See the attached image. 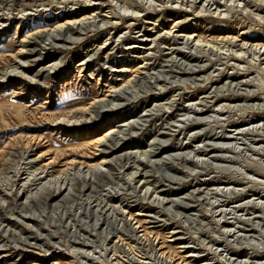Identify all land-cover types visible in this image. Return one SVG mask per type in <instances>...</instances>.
<instances>
[{"label":"rangeland","instance_id":"rangeland-1","mask_svg":"<svg viewBox=\"0 0 264 264\" xmlns=\"http://www.w3.org/2000/svg\"><path fill=\"white\" fill-rule=\"evenodd\" d=\"M74 2L0 1V264H264V0Z\"/></svg>","mask_w":264,"mask_h":264},{"label":"bare ground","instance_id":"bare-ground-1","mask_svg":"<svg viewBox=\"0 0 264 264\" xmlns=\"http://www.w3.org/2000/svg\"><path fill=\"white\" fill-rule=\"evenodd\" d=\"M2 3L5 1V0H0ZM73 2V1H75L74 3H79L81 0H70V2ZM12 5V4H11ZM66 6H67V4H66ZM12 7V6H11ZM11 7H10V9H11ZM69 7V6H68ZM4 13V12H3ZM2 14V13H1ZM96 13L95 12H93L92 13V15H95ZM84 17V16H83ZM82 17V18H83ZM84 18H86V17H84ZM81 19V18H80ZM76 23V22H80V21H77V20H75V21H70V20H67V21H65L64 23H59V24H57V26H55V29H57V30H61L62 29V27H64L66 24H72V23ZM55 29H53V30H49L47 27L46 28H39V29H37V30H34L33 32H30V34H28L27 36H30V37H32V39H30L29 38V42H32L33 41V39H35V37L36 36H43V35H50V36H52V37H55V35L54 34H52L51 35V33L53 32V31H55ZM35 41V40H34ZM25 49V48H24ZM24 49H20L19 50V52H21V53H24V52H27V50H24ZM18 52V53H19ZM81 63V62H80ZM82 64H84V62H82ZM121 70H123V71H125V70H129L128 68H126V67H124L123 69H121ZM9 74V73H8ZM69 95H71V92H69L68 93ZM72 105V104H71ZM74 105H77V104H73V106ZM115 129L114 128H109L104 134H100V135H94L93 136V141H95L96 142V144L97 145H99L100 143H103L104 142V140L108 137V135H110V133L111 132H113ZM86 134V133H85ZM108 139V138H107ZM106 141V140H105ZM55 159V158H54ZM54 159H52L50 162L52 163L53 162V160ZM104 162V160H102L101 161V163H103ZM50 164V163H49ZM84 164V163H83ZM46 165H48V163H46ZM98 165V164H97ZM87 166V165H86ZM91 167H93L94 165L93 164H91L90 165ZM10 194V193H9ZM139 228V227H138Z\"/></svg>","mask_w":264,"mask_h":264}]
</instances>
